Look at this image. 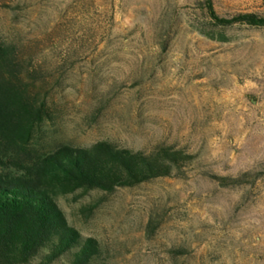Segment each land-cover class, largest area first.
I'll list each match as a JSON object with an SVG mask.
<instances>
[{
  "label": "rangeland",
  "instance_id": "obj_1",
  "mask_svg": "<svg viewBox=\"0 0 264 264\" xmlns=\"http://www.w3.org/2000/svg\"><path fill=\"white\" fill-rule=\"evenodd\" d=\"M201 2L0 0L14 84L41 111L22 159L101 141L196 157L183 177L54 197L106 264H264V28L214 30ZM212 2L221 18L264 16L250 0ZM245 173L257 179H214Z\"/></svg>",
  "mask_w": 264,
  "mask_h": 264
},
{
  "label": "trees",
  "instance_id": "obj_2",
  "mask_svg": "<svg viewBox=\"0 0 264 264\" xmlns=\"http://www.w3.org/2000/svg\"><path fill=\"white\" fill-rule=\"evenodd\" d=\"M214 30L232 26L264 28V16L219 17L212 0H202ZM210 39L224 41L219 33ZM15 48L0 43V264H106L100 247L69 227L54 197L77 190L111 193L161 178L183 177L196 157L182 149L157 146L132 150L101 141L88 148L61 146L51 153L21 155L30 126L41 111L28 104L14 84L21 65ZM257 174L214 178L220 185L251 184Z\"/></svg>",
  "mask_w": 264,
  "mask_h": 264
},
{
  "label": "crops",
  "instance_id": "obj_3",
  "mask_svg": "<svg viewBox=\"0 0 264 264\" xmlns=\"http://www.w3.org/2000/svg\"><path fill=\"white\" fill-rule=\"evenodd\" d=\"M251 1V3H252V5H255V4H257V3H260V5H261V9H263L264 10V0H250ZM255 10H260V8H257V9H255Z\"/></svg>",
  "mask_w": 264,
  "mask_h": 264
}]
</instances>
